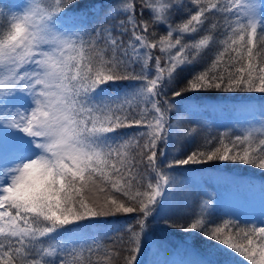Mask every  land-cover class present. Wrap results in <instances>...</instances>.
I'll use <instances>...</instances> for the list:
<instances>
[{
	"label": "snow or ice",
	"instance_id": "6c2138e0",
	"mask_svg": "<svg viewBox=\"0 0 264 264\" xmlns=\"http://www.w3.org/2000/svg\"><path fill=\"white\" fill-rule=\"evenodd\" d=\"M139 2V13L136 0L82 9L70 7L76 0H26L7 13V5L0 7L6 21L0 24V264H116L114 258L139 264L145 242L155 244L149 218L164 208L165 194L178 182L172 169L222 162L264 171V101L243 97L233 108L249 118L237 132L205 137L164 165L177 126L172 110L177 123L187 111L166 98L169 87L178 70L198 63L206 49L218 45L211 63L172 89L173 97L264 95V0ZM181 11L186 18L173 26L171 17ZM102 12L101 23L90 28L89 16ZM159 25L167 26V34L157 41L152 37ZM192 34L200 35L185 43ZM157 47L165 54L163 67L153 53ZM120 81L141 83L133 85L134 95L110 92ZM132 127L138 131H119ZM208 206L203 201L195 208L181 230L214 241L247 264H264V221L244 228L230 220L213 225ZM132 213L134 222L123 225L111 244L92 234L99 220ZM101 248L105 254L93 259ZM211 255L194 264H214Z\"/></svg>",
	"mask_w": 264,
	"mask_h": 264
},
{
	"label": "trees",
	"instance_id": "16d2710c",
	"mask_svg": "<svg viewBox=\"0 0 264 264\" xmlns=\"http://www.w3.org/2000/svg\"><path fill=\"white\" fill-rule=\"evenodd\" d=\"M26 0H0V7L7 5L4 8V12L7 13L13 8L19 9ZM112 0H76V4L70 6L74 9H82L91 7L92 5L106 6L111 3ZM188 3V0H185ZM137 13L141 8L139 0H136ZM189 7L194 9L195 6L189 3ZM103 12L100 17L89 16V27H95L101 23ZM148 10H144V18L148 19ZM139 18V15L137 16ZM186 18L184 11L174 14L171 19L173 26L179 23L182 19ZM215 20V17H210ZM6 21L0 18V24H5ZM106 23H115V21H107ZM151 31V30H150ZM167 26L159 25L156 30L155 40L159 41L161 36H166ZM178 33H174V36ZM200 34L185 35L184 41L188 43L194 39H198ZM130 37H124L127 41ZM218 45H213L211 49H206L198 63L193 65L184 66L182 70H178L175 82L170 85L169 91L166 98L172 101L175 105L182 106L187 109L181 115L183 119L177 123V109L172 110V123L177 125L174 128V134L170 137V143L167 145V156L164 160L166 166L167 160L172 158H183L188 152L193 150L198 144L203 143L205 137L218 136L222 132L235 133L239 130V127L246 123L248 115L235 111L233 106L239 105L241 98H251L256 104L264 101V95L262 94H226V93H185L184 98L173 97L171 94L172 89L179 90L191 78L193 72L202 71L211 60L214 58L215 49ZM178 50L177 48L172 49V54ZM154 56L161 57V66L165 65V59L163 53L159 51V48L153 50ZM153 64V75L155 74L154 60ZM137 72L141 70V66H135ZM140 81H120L117 84L111 85L109 88L110 92L127 89L130 94L134 95L135 89L133 85H139ZM224 97L222 100H205L202 97ZM165 97H161L163 100ZM211 104L213 107H200V105ZM132 109L138 111L139 103L134 101L131 105ZM227 114H231L232 121H225L222 117H227ZM196 128L197 132L190 138L184 133L188 130ZM124 133L133 134L138 131L137 128H125L119 130ZM143 141H141L142 143ZM161 147H164L161 145ZM167 170V169H166ZM173 172L177 173V184L175 188L165 194V206L158 210L155 218H149V229H150V241H155V244L146 241L144 247L139 254V264H194L199 258H208L210 254L214 264H247L242 257H239L235 253H231L230 250H226L223 246L216 244L214 241L206 240L203 236L184 232L179 227L180 224L188 223L191 212L197 208L203 201H208L209 206L206 209L207 219L211 221L213 225L221 224L223 221H233L232 227L244 228L254 223L249 218L242 214L236 213L231 210L229 206H226V202H211V198L202 197V191L211 192L215 189L212 185V178H227V182H220L221 187L225 189L235 190L236 193L244 189H254L261 194H264V171H261L255 167L233 164V163H222L215 162L212 165H189L185 167H178L172 169ZM143 172V168H141ZM220 187V188H221ZM212 195V194H211ZM137 213L132 214H117L116 216H110L103 218L96 222V226L93 228L97 230L99 234H95L96 239L103 245L112 243V240L123 232V225L133 223ZM169 221L175 227L169 226L165 223ZM138 228V225H134ZM119 230V231H118ZM179 250V251H177ZM175 254H174V253ZM105 254L104 248H101L92 257H102ZM172 255H175L172 258ZM87 257V253H85ZM116 264H119V259L114 258Z\"/></svg>",
	"mask_w": 264,
	"mask_h": 264
},
{
	"label": "rangeland",
	"instance_id": "374dc122",
	"mask_svg": "<svg viewBox=\"0 0 264 264\" xmlns=\"http://www.w3.org/2000/svg\"><path fill=\"white\" fill-rule=\"evenodd\" d=\"M17 10L18 9L12 7V11ZM244 115L248 114L244 113ZM222 119L225 121H232V119H236V116L231 117V114H227V117H222ZM212 180V185L215 189H212L211 192L202 191L201 195L205 198L204 200H206L207 196V198H211V202H226L225 205L229 206L231 210L244 215L254 223L256 222L261 224V222L264 221V194L249 188L236 193L235 190L225 189L224 187H221V184H219L220 182H227V178H222L220 180L219 178H212ZM92 234L95 235L99 233L97 230L93 229ZM174 256L175 255H172V258H174Z\"/></svg>",
	"mask_w": 264,
	"mask_h": 264
}]
</instances>
